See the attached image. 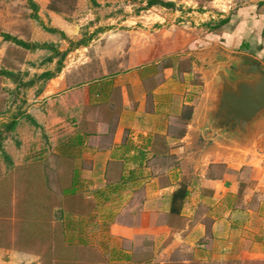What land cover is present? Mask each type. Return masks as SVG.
Segmentation results:
<instances>
[{"label": "crops", "instance_id": "0c3cea01", "mask_svg": "<svg viewBox=\"0 0 264 264\" xmlns=\"http://www.w3.org/2000/svg\"><path fill=\"white\" fill-rule=\"evenodd\" d=\"M223 1L169 9L160 27L143 9L120 15L29 107L65 184L67 247L117 264L177 248L264 264V148L230 151L202 138L212 88L202 62L221 51L264 67V0ZM179 15L187 23L170 25ZM30 259L0 247V264H41Z\"/></svg>", "mask_w": 264, "mask_h": 264}, {"label": "rangeland", "instance_id": "374dc122", "mask_svg": "<svg viewBox=\"0 0 264 264\" xmlns=\"http://www.w3.org/2000/svg\"><path fill=\"white\" fill-rule=\"evenodd\" d=\"M147 1L32 0L38 6L35 10L30 0H0V70L13 71L18 77L15 80L0 73V124L14 117L18 120L15 131L9 133L3 151L0 150V247L30 254V260L41 264H117L110 263L106 255L89 253L86 246H82L78 253L65 244L63 234L71 236V224L62 221V210L69 208L63 205L61 188L65 184L60 176H56L54 166L57 160L53 154H47L51 152V147L44 127L34 124L33 117L28 113L29 107L37 103V96L47 81L38 75L44 70H55L57 58L53 62H45L44 59L52 53L50 49H26L12 40H6L4 34L28 42L54 43L62 51L69 49L65 58L69 63L70 54L80 47L78 42H90L102 33L103 28L117 27L120 15L130 17L143 9V14L148 17L144 20L152 18L154 25L160 27L168 22L166 14L171 12L169 9H182L184 6L185 10L192 6L196 10L202 9V0H164L174 3V6H151L155 9L147 13V9L151 8L147 6ZM50 12L55 15L52 17ZM33 14H37L38 18H34ZM172 21L170 25L181 26L183 21L187 23L180 15L173 17ZM108 23L110 26L105 25ZM63 27L65 31L61 29ZM46 28L58 31L51 32ZM86 54L87 51H80L79 55ZM202 66L210 68L209 62H202ZM20 81H33V85H22ZM202 86L204 88V82ZM137 262L254 264L246 259H232L229 255L205 258L181 248L166 256H140L129 264H139Z\"/></svg>", "mask_w": 264, "mask_h": 264}, {"label": "water", "instance_id": "95a60500", "mask_svg": "<svg viewBox=\"0 0 264 264\" xmlns=\"http://www.w3.org/2000/svg\"><path fill=\"white\" fill-rule=\"evenodd\" d=\"M212 88L202 112V138L237 151L264 146V67L243 54L217 52L209 60Z\"/></svg>", "mask_w": 264, "mask_h": 264}, {"label": "trees", "instance_id": "16d2710c", "mask_svg": "<svg viewBox=\"0 0 264 264\" xmlns=\"http://www.w3.org/2000/svg\"><path fill=\"white\" fill-rule=\"evenodd\" d=\"M30 1H31L34 9L37 10L38 9L37 4L32 2V0H30ZM155 5H161V6H165V7H172V6H174V3L167 2V1H164V0H148L147 1V6L148 7L155 6ZM33 15H34L33 16L34 18H38L37 14H33ZM46 29L51 31V32L58 31L55 28H46ZM62 35H65V34L62 33ZM4 38L6 40H12L16 44H18V45H20V46H22L23 48H26V49L35 50L37 48H44V49L47 48V49H50L52 51V53L49 56H47L44 59V61L45 62H53L57 58V60H56V68H55V70H44L43 72H41L38 75L39 78H42L44 80H49V79L53 78L54 76L57 75V73H59L62 70V68L64 66L65 58H66V56L69 53V49L62 51L59 48H57V45L54 44V43L28 42V41L19 39V38L15 37V36H12V35H10L8 33L4 34ZM86 43H87V41H83L82 40V41L78 42L77 46L85 45ZM0 73L4 74V75H7L9 77H13L15 80H17V78H18L17 75L13 71H10V70L1 69ZM19 84L26 85V86H31V85H33V81H30V82H27V83L26 82L24 83V82L20 81ZM32 120L34 121V124H37V122L33 118H32ZM17 124H18V120H17L16 117L12 118L9 122H4V123L0 124V150L1 151H3L4 141L6 140V138L8 137L10 132L15 131V129L17 127Z\"/></svg>", "mask_w": 264, "mask_h": 264}]
</instances>
